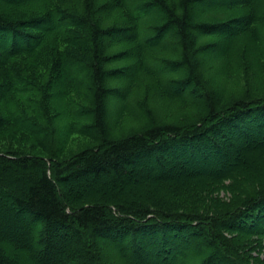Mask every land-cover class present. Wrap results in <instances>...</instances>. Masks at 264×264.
Wrapping results in <instances>:
<instances>
[{"label":"trees","instance_id":"16d2710c","mask_svg":"<svg viewBox=\"0 0 264 264\" xmlns=\"http://www.w3.org/2000/svg\"><path fill=\"white\" fill-rule=\"evenodd\" d=\"M199 5L205 6L196 11ZM221 10L229 15L208 19L207 12ZM116 11L122 18L114 21ZM201 37L215 42L200 45ZM126 41L129 50L110 54L114 43ZM245 44L251 70L264 80V0H0V106L7 113L0 130L12 124L34 139L32 149L45 152L0 151V181L13 169L30 182L4 192L16 220L39 234L38 250L19 248L25 264H112L110 257L92 254L100 251L99 239L108 241L114 255L126 247V261L175 264L196 237L207 249L206 260L196 264H264V145L246 155L263 142L247 145L250 132L264 134V92L246 89L221 104L204 66L217 51L224 73L234 74ZM121 59L131 65L112 67ZM72 73L83 81L75 83ZM145 76L161 84L168 99L199 106L202 116L168 121L148 109V88L141 98L139 92L132 96ZM55 81L63 87L62 100L50 97ZM116 81L122 86H112ZM16 94L30 98L16 103ZM109 99L141 123L139 129L114 137V127L106 124ZM59 116L83 120L71 130L95 139L97 147L62 157L53 143ZM203 150L233 153L234 159L224 157L216 168L188 165L186 154L196 161ZM80 179H106L109 185L97 195L74 193L72 184ZM224 180L232 181L231 204L212 196L225 189ZM11 234L9 240L0 237L10 245L0 246V264H17L7 249L18 248L25 236ZM137 240L142 243L133 248Z\"/></svg>","mask_w":264,"mask_h":264},{"label":"rangeland","instance_id":"374dc122","mask_svg":"<svg viewBox=\"0 0 264 264\" xmlns=\"http://www.w3.org/2000/svg\"><path fill=\"white\" fill-rule=\"evenodd\" d=\"M205 5H199L196 8V11H199L202 7H204ZM46 8H42L40 11L38 10L37 14H41L43 12H45ZM231 13V12H230ZM208 15V19L211 20H215V19H224L226 18L229 13L226 11H213V12H207ZM122 14H120L119 11L114 12L112 19L115 21V19H120ZM207 16L204 18L206 19ZM215 42V38H202L200 39V45H206V44H211ZM112 48L109 50L110 54L114 55V54H122V52H125L127 50L130 49V43L128 41L126 42H117L114 43L112 46ZM242 53L244 54V58H243V63L242 64H238L235 65L233 62V69H234V74L233 73H224V68L225 65L224 63H222L220 60H218L217 58V51H212L210 54H208L209 56V60L206 61L205 65L206 68H208L207 71V77L211 78L212 81L217 85V87L215 88L216 91H214L217 95H218V100L221 101V104H229L232 102L233 99L238 98L243 91H245L246 89H251V90H256L257 88L261 89L264 92V80H262L261 78H263V76H261V72L257 73L255 72V70H251V66L254 63H251V57L248 54V46L247 44H245V46L242 49ZM257 52H255L254 50V54L256 55ZM1 54V51H0ZM160 56L163 58H167L168 55L164 54V52L160 53ZM147 63H149V61H147ZM153 64V63H152ZM121 65L127 66V65H131L130 62H125L124 59H121L120 61H117V63L112 64V67L116 68L119 67ZM226 72V71H225ZM70 78L75 81V83L79 84L83 81V78H81V76H79V74L77 73H72L70 74ZM62 81V79L60 80ZM77 81V82H76ZM141 82V84L139 85V89H136V91H134V93L132 94L133 97H137L138 92L140 93L138 95L139 98H141L146 90V88H148V90L151 91V95L149 100L146 102L148 109L154 108L155 110L160 111V114H162V116L166 119L169 120H176L179 119L184 122L187 123L189 122V120H196L197 118L202 116V112L199 111V106L196 107L195 105H191V103L187 102L182 103L180 100H175V99H168L166 96H164L163 93H161V84H157L155 80H153V78L151 76H145ZM60 84V83H59ZM112 86H122L123 83H121L120 81H116L111 83ZM147 90V91H148ZM63 92V87L61 85H58V81H55L54 86L52 88V92L50 93V97L51 98H55L57 100L61 99L60 95ZM153 92V93H152ZM163 94V95H162ZM264 94V93H263ZM152 95H155L154 97ZM152 96V97H151ZM29 96H21L20 94H16V103H20L23 102L25 100H29ZM71 99V98H69ZM188 100V99H187ZM190 100V99H189ZM192 100V99H191ZM54 101L55 106L58 108V111L60 113H64L65 111L62 110V108H60V105H57L56 101L54 99H52V102ZM194 101V100H192ZM198 101V100H197ZM196 102V101H195ZM61 103V102H60ZM59 103V104H60ZM195 104H201L199 101L196 102ZM5 108L3 106H0V117L7 118V113L5 112ZM106 124L110 127H114V137H118L121 135H124L128 132H132L135 131L137 129H139V127L141 126V123H138L137 120H135L134 117L127 115V114H122L121 110H119V104L116 103L115 100L113 99H109L106 103ZM133 112L139 113L137 110ZM65 115V114H64ZM140 114V118H141ZM30 117V116H29ZM185 118H188L189 120H185ZM55 124L53 125V129H54V144L56 148H60L62 149V157H67L69 156V154H75V153H79L81 151H83L84 149H94L95 147H97V142L95 141V139L80 134V132L78 131L77 133H75L74 131L71 130V128L73 127H80V125H84L85 122L81 119H74L73 117L70 118L69 116H59V119L54 122ZM117 124V127H116ZM116 127V128H115ZM27 130L30 131V129L28 127H26ZM89 134H91V136H95V134L90 130ZM249 135H251L250 137H252V139L250 140V144L247 143L248 146H250V148L253 147V143H257L260 141L258 144H254L255 148L249 149V151L247 152L246 155H256V150L258 147H262V145H264V134L263 133H256V132H250ZM262 136L258 137V136ZM253 140V141H252ZM251 142H253L251 144ZM35 141L31 136H25L24 133L17 129L15 126H12V124H10L9 126H7L6 128H3L2 130H0V151L5 155L6 153H9V151H13V150H21V151H26V152H30L31 155L34 156H45V152H43L42 150H34L32 149V146L34 145ZM246 144V143H245ZM244 144V145H245ZM258 145V147H257ZM255 149V150H253ZM205 150H203L201 153H196L195 159L196 161H192V158L189 155L186 154L187 160L190 161V163H186L188 165H190L191 167L197 166L200 167V165H202V167H213L216 168V165L220 163V161L222 160V158L224 157H230L231 159H234V154L230 153V155H224V154H220L222 157H220V155H216V152L212 151V150H207L206 152H204ZM252 157V156H251ZM251 157H249V160L252 159ZM239 159H243L244 156L242 154L239 155L238 157ZM252 162V160H251ZM229 163V162H228ZM233 163V162H232ZM237 163V161L235 162ZM245 164V163H244ZM218 166V165H217ZM143 166H139L137 167V170L141 168V170ZM246 168V167H245ZM260 170L262 171L261 167ZM11 170H7L5 172V174L2 176V180L0 181V188L1 191L3 189V192L0 193V237L2 236V238H6L9 237L10 239H12V237L10 235L12 231L15 232H23L24 233V238L21 239V244H18L19 247L15 248V249H7L8 252L10 253L9 256L12 258V260L14 262H16L17 264H25V260L21 259L22 258V249H19L20 247L25 248L28 246H32L35 247L38 250V233H28L29 228L28 227H23L25 224L20 220H16L15 214L13 212V210L10 208V202L8 203L6 198H5V194L4 192H12L14 190H12L13 185H19L20 187L26 188L27 185L30 184L29 181H27V179L23 178L22 176H20L19 174L13 173ZM140 170V171H141ZM263 172V171H262ZM144 176V174H143ZM144 180H149L150 177H146L144 176ZM239 178V177H238ZM232 181L231 180H224L222 185L225 187V189L221 188V189H217L214 193H213V197L218 198V200L225 204V203H232L234 202V200L236 198H234L233 194L230 192L229 189H227V187L230 185ZM256 182V181H254ZM72 182L69 184L71 185ZM256 184L259 183H253L254 186H256ZM72 185H74V193L77 192H83L86 193L87 195H97L99 194L100 191H102L103 189H107L108 188V181L106 179H100L97 182H91V181H85V180H81L78 181L77 183H73ZM250 187V186H249ZM7 189V190H5ZM160 198V201L161 202ZM235 204V203H234ZM21 219V218H20ZM18 222V223H17ZM23 224V226H22ZM18 225V226H16ZM23 229V230H22ZM24 229H26V232L24 231ZM187 232V231H185ZM27 234V235H26ZM9 238H6L9 240ZM127 237L124 242V244L127 246H130L127 242H129L130 244L132 243V239H129L128 241ZM250 241H255V244H257V239L252 237L249 238ZM195 240V243L192 244V246H190L188 248L187 251L183 252L182 254H178L177 259H176V263L175 264H187L184 261H188L189 260L193 261V264L198 263L199 261L202 263L204 261V257H206V253H207V249L205 247L204 244V239L202 237H199ZM12 241V240H10ZM178 244L185 246V242H183V240L180 239H176L175 240ZM5 243V242H4ZM99 248L100 251L97 252H93L92 254L95 257H99L102 260H107L108 259H113L112 264H137L134 262L133 259H129L128 257H130L129 251L128 249L125 247H123L124 249L122 250V254L121 255H114L112 254L113 251L111 248H109L111 245L108 243V241L106 240H100L99 239ZM142 243V242H141ZM140 243V244H141ZM192 243V242H191ZM139 240L136 241L135 244H133V248L135 247H139ZM132 245V244H131ZM0 246H10L8 244H3L0 243ZM127 246V247H128ZM12 247V246H11ZM6 250V251H7ZM70 253H72L71 251H67L65 253L66 256L70 255ZM36 255H38V252H35ZM27 256V254H25ZM127 257L128 261H126L124 259V257ZM192 256V257H191ZM185 257V260H184ZM58 258H60V260L63 258H61V256H59ZM117 258V259H115ZM95 261V259H93ZM126 262H124V261ZM150 261H152V259H149ZM206 260V259H205ZM128 262V263H127ZM137 262V261H136ZM95 264V262H93ZM109 263V262H108ZM150 262H143V263H139V264H149ZM32 264V263H31ZM52 264V263H50Z\"/></svg>","mask_w":264,"mask_h":264}]
</instances>
